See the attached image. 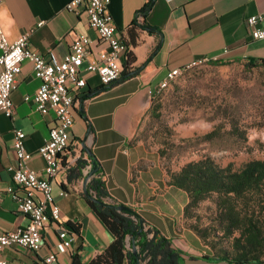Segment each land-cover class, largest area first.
Instances as JSON below:
<instances>
[{"label":"crops","instance_id":"crops-1","mask_svg":"<svg viewBox=\"0 0 264 264\" xmlns=\"http://www.w3.org/2000/svg\"><path fill=\"white\" fill-rule=\"evenodd\" d=\"M69 1L0 0V24L11 42L32 29L31 49L41 54L51 51L59 59L68 54L77 35H86L91 59H101L105 46L88 27L83 10L78 14L65 10ZM147 2L109 0L107 12L134 57L130 69L139 72L109 86H102L96 75L84 73L86 87L72 110L70 154L51 180L53 203L60 217L53 220L48 206L45 212L50 220L42 231L41 249L33 253L9 246L1 253L9 264H40L49 252L60 264H71L74 255L88 263L110 245L113 236L84 199L89 180L84 185L86 166H82L84 162L91 165V160L100 167L108 201L133 209L150 228L168 238L182 253L181 264H230L212 259L198 237L181 226L186 194L166 184L167 177L151 159L155 154L135 142V136L159 84L170 71L205 57L219 56V62L264 59V40H253L245 25L248 17L264 11V0H154L144 11ZM21 68L11 94L15 118L0 113V191L12 185L8 168L16 162L13 130L25 133V147L32 156L28 167L43 175L44 161L38 151L55 120L51 110L36 111L24 100L35 93L40 81L28 62ZM177 197L184 198L183 205L178 206ZM27 223L15 201L4 194L0 234ZM61 231L70 238L68 247H63L58 237Z\"/></svg>","mask_w":264,"mask_h":264},{"label":"built area","instance_id":"built-area-1","mask_svg":"<svg viewBox=\"0 0 264 264\" xmlns=\"http://www.w3.org/2000/svg\"><path fill=\"white\" fill-rule=\"evenodd\" d=\"M108 3L109 0H70L65 6V10L72 14L83 10L88 27L95 31L105 46L101 59H91L90 41L86 35H77L68 54L59 59L51 51L41 54L31 49L29 39L32 29L11 42L0 24V113L10 120L15 118L11 94L16 89L22 63L26 61L40 85L34 94L25 96L24 100L31 102L36 111L51 110L55 115L48 137L38 151L44 161L43 175L28 167L32 156L25 147V133L20 129L13 130L12 150L16 162L8 168L12 185L0 191V201L4 194L10 195L17 211L27 218L28 223L25 227L0 234V264H9L1 256L9 246L33 253L41 249L42 231L50 220L45 212L48 206L53 220L57 221L60 217L59 208L53 203L51 180L63 169L70 154L72 110L86 87L84 73L96 75L102 86H109L121 78L128 46L107 12ZM245 25L253 40H264V11L248 17ZM219 60V56L205 57L170 71L159 84L158 91H162L166 80L175 77L177 71L191 70L203 63H218ZM91 169L90 164L84 168V178ZM60 195L66 196L67 193L61 192ZM66 234L61 231L58 236L63 247L70 245ZM40 264L60 263L56 255L49 252Z\"/></svg>","mask_w":264,"mask_h":264},{"label":"rangeland","instance_id":"rangeland-1","mask_svg":"<svg viewBox=\"0 0 264 264\" xmlns=\"http://www.w3.org/2000/svg\"><path fill=\"white\" fill-rule=\"evenodd\" d=\"M135 142L155 154L151 159L165 177L203 158L234 169L251 160L264 161V68L226 61L179 74L153 96ZM216 200L211 195L202 201L191 210L192 219L182 218L181 226L194 223L206 231L216 255L224 249L232 253L230 239L220 231ZM177 201L183 205L184 198ZM256 214L264 223V200Z\"/></svg>","mask_w":264,"mask_h":264},{"label":"trees","instance_id":"trees-1","mask_svg":"<svg viewBox=\"0 0 264 264\" xmlns=\"http://www.w3.org/2000/svg\"><path fill=\"white\" fill-rule=\"evenodd\" d=\"M153 2L154 0H148L144 11L150 9ZM133 63L134 57L128 48L121 78L127 79L138 74V69H130ZM244 63L249 69L264 68V59H249ZM94 163L97 162L91 160L92 168ZM87 165L84 162L82 168ZM99 168L88 179L84 199L113 236V241L90 262L82 263L74 255L71 264H181L182 253L168 238L150 228L133 209H119L124 205L108 201L109 194L99 175ZM166 177L168 186L181 190L187 196V203L183 208V218L187 220L193 218L192 209L211 195H216L220 231L222 236L230 239L232 253L224 249L216 255L206 231L194 223L185 228L211 249L212 259L230 264H264L261 260L264 251V223L259 221L256 214V207L264 200V161L251 160L234 169L232 164L222 167L210 158H203L184 164ZM134 250L137 252L136 256Z\"/></svg>","mask_w":264,"mask_h":264},{"label":"water","instance_id":"water-1","mask_svg":"<svg viewBox=\"0 0 264 264\" xmlns=\"http://www.w3.org/2000/svg\"><path fill=\"white\" fill-rule=\"evenodd\" d=\"M85 140V139H84ZM99 166L97 165V163L93 164V168L89 171L88 175L84 178V185H86L88 179L95 174L98 171ZM85 194H87V192L85 191ZM119 209H123V210H130L127 206H121L119 207ZM134 254L135 256L137 255V252L134 250Z\"/></svg>","mask_w":264,"mask_h":264},{"label":"bare ground","instance_id":"bare-ground-1","mask_svg":"<svg viewBox=\"0 0 264 264\" xmlns=\"http://www.w3.org/2000/svg\"><path fill=\"white\" fill-rule=\"evenodd\" d=\"M221 62V61H220ZM211 63H216V62H210V63H203L202 65H206V64H211ZM185 71H189V70H182V71H177L176 76L175 77H170L169 79L166 80V84L163 86L162 90H164L165 88L168 87L169 83L175 79L179 74L184 73Z\"/></svg>","mask_w":264,"mask_h":264}]
</instances>
